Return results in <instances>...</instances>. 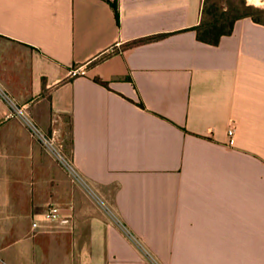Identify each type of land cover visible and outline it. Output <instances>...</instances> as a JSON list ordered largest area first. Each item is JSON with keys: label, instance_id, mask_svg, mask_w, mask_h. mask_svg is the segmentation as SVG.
<instances>
[{"label": "crops", "instance_id": "0c3cea01", "mask_svg": "<svg viewBox=\"0 0 264 264\" xmlns=\"http://www.w3.org/2000/svg\"><path fill=\"white\" fill-rule=\"evenodd\" d=\"M113 1L0 0V85L43 132L68 125L73 173L24 172L26 215L0 193V264H264V23L210 45L204 0H117L119 23ZM49 202L72 223L34 229Z\"/></svg>", "mask_w": 264, "mask_h": 264}, {"label": "rangeland", "instance_id": "374dc122", "mask_svg": "<svg viewBox=\"0 0 264 264\" xmlns=\"http://www.w3.org/2000/svg\"><path fill=\"white\" fill-rule=\"evenodd\" d=\"M219 3L228 8L233 9L232 14H237V10L242 8L241 4L243 0H218ZM248 4L254 5L255 7L264 9V0H245ZM204 2H207L204 0ZM209 3V2H207ZM264 21V14L261 16ZM13 119V118H11ZM18 120L19 125L13 128L14 132L17 136L16 141H4L6 146L5 156L4 148H0V169H3L5 166V162H7V167H9L8 179L0 181V193L5 194L9 198L11 202L19 201L18 212L26 215L27 205L31 200V191L35 185H38L40 181L31 180L29 174L30 171L34 170L35 172L42 174H48L49 172H53V161L62 166L60 161L53 156L47 148L40 142V140L33 134L29 127H27L19 118H15ZM20 120V121H19ZM63 131L59 132L58 142L62 145V154L70 160L71 158V146L69 140V127L65 124ZM22 144H25L22 146ZM21 145V147H20ZM27 146V147H26ZM33 153L36 156L40 163L31 164V156ZM22 161V163L20 161ZM19 168V170H18ZM23 168V169H21ZM21 169V170H20ZM20 172V174H17ZM27 172V176L25 177L23 174ZM36 187V186H35ZM39 197V196H38ZM28 222H31V217L28 219Z\"/></svg>", "mask_w": 264, "mask_h": 264}, {"label": "built area", "instance_id": "2783aa9c", "mask_svg": "<svg viewBox=\"0 0 264 264\" xmlns=\"http://www.w3.org/2000/svg\"><path fill=\"white\" fill-rule=\"evenodd\" d=\"M86 71L83 66L73 68L69 74L71 76L83 75ZM0 99L9 105L10 111L6 115V120L11 118H19L23 123L30 128L33 134L40 140V142L47 148V150L55 156L62 166L70 173H72V167L70 160H67L62 154V145L58 142L59 133L51 132L47 134L43 132L30 117L15 103L11 95L0 85ZM234 133L233 129L229 130V136L232 137ZM66 208L60 205L49 202L46 204L45 209L38 213L32 223L34 229L38 228L41 222H59L61 224L72 223V215L65 213Z\"/></svg>", "mask_w": 264, "mask_h": 264}, {"label": "trees", "instance_id": "16d2710c", "mask_svg": "<svg viewBox=\"0 0 264 264\" xmlns=\"http://www.w3.org/2000/svg\"><path fill=\"white\" fill-rule=\"evenodd\" d=\"M206 1L209 3L204 2L203 4L201 22L194 28L198 40L203 43L217 45L223 36L230 35L232 33L235 22L243 17H249L257 23H264L261 18L262 14H264V9L250 5L245 0L242 1V8L237 10V14L234 15L232 14L233 9H228L222 6L218 0ZM111 6L115 12L116 20L119 23L117 0L111 2ZM161 36L162 35L146 38L140 40V42L159 38Z\"/></svg>", "mask_w": 264, "mask_h": 264}]
</instances>
